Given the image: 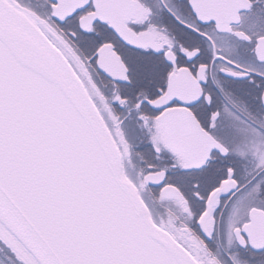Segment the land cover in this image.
<instances>
[{
	"label": "snow or ice",
	"instance_id": "6c2138e0",
	"mask_svg": "<svg viewBox=\"0 0 264 264\" xmlns=\"http://www.w3.org/2000/svg\"><path fill=\"white\" fill-rule=\"evenodd\" d=\"M0 264H264V0H0Z\"/></svg>",
	"mask_w": 264,
	"mask_h": 264
}]
</instances>
